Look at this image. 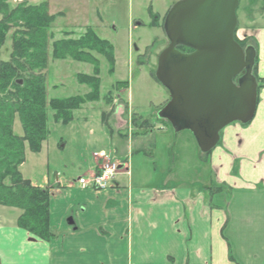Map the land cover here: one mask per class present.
<instances>
[{"label":"crops","instance_id":"crops-1","mask_svg":"<svg viewBox=\"0 0 264 264\" xmlns=\"http://www.w3.org/2000/svg\"><path fill=\"white\" fill-rule=\"evenodd\" d=\"M249 2L239 32L257 44L254 118L226 126L205 161L193 133L182 143L165 121L138 116L147 122L109 128L93 145L128 170L104 190L43 178L55 234L48 241L17 225L18 208L1 207L0 264H264V8ZM93 153L79 177L95 173Z\"/></svg>","mask_w":264,"mask_h":264},{"label":"rangeland","instance_id":"rangeland-1","mask_svg":"<svg viewBox=\"0 0 264 264\" xmlns=\"http://www.w3.org/2000/svg\"><path fill=\"white\" fill-rule=\"evenodd\" d=\"M179 1L181 0H28L31 4L47 2L50 14L59 13L50 29L54 35L50 43L62 38H79L88 28H92L98 36L114 46L115 64L114 70L110 72L107 60L95 54L100 61L102 97L99 101L87 102L76 110L71 123H56L53 112L49 111L50 134L43 143L42 150L37 154L33 153L26 144L25 166L21 168L24 178H30L34 184L39 185L44 184L46 181L43 178L49 176L52 184L59 179L63 186H73L75 180L91 165L90 155L94 151L107 149L104 145H93V140L100 134L105 133L110 137L109 128L116 130L121 127L123 130L129 127L131 121V126H134V114L153 123L158 121V110L170 99V92L153 75L157 70L160 54L169 45L163 18ZM11 2L16 5L20 3L14 0ZM248 2L249 0H241L237 11L239 39L249 37H243L239 32L242 20L244 22V8L246 4H250ZM10 52L11 41L8 39L0 49V59L8 60ZM49 52L47 69L44 71L48 98H64L89 92V88L77 80V75L92 74L93 66L71 58L53 59L51 46ZM124 81H128L129 86L117 85V82ZM113 111L119 116L112 118ZM143 122H137L136 118V125ZM166 123L174 128L172 121L168 120ZM13 129L16 134L23 135L19 117L15 119ZM181 134L182 143H186L183 135H192L188 129L182 130ZM139 139L142 137L139 136ZM162 163L163 159L159 161V165ZM201 165L203 164L200 162V167ZM204 181H208L206 171L201 172L200 186L204 185Z\"/></svg>","mask_w":264,"mask_h":264},{"label":"trees","instance_id":"trees-1","mask_svg":"<svg viewBox=\"0 0 264 264\" xmlns=\"http://www.w3.org/2000/svg\"><path fill=\"white\" fill-rule=\"evenodd\" d=\"M11 1L0 0V49L8 39L11 41L9 59H0V205L20 209L22 213L17 225L34 237L48 241L55 236L50 225V194L47 188L32 183L21 173L26 144L33 153L42 150L50 134L49 111L53 112L56 123L68 125L74 120L76 110L87 102L101 99L100 61L95 54L107 60L112 72L115 51L114 46L98 36L92 28H88L79 38H62L50 43L54 38L50 29L59 13L50 14L47 2L31 4L28 0H22L16 5ZM261 1L264 8V0ZM238 28L236 41L243 49L249 48L254 54L252 75L258 82L259 93L262 79L257 76V44L253 37L239 39ZM50 46L53 59L71 58L93 66L92 74L77 75V80L86 85L89 92L48 98L44 71L48 65ZM179 49L192 51L186 46ZM153 76L158 81L155 73ZM239 77L235 79L236 82ZM117 85L127 87L129 82H117ZM17 117L21 121L23 135L14 132ZM208 155L200 154L203 161Z\"/></svg>","mask_w":264,"mask_h":264},{"label":"water","instance_id":"water-1","mask_svg":"<svg viewBox=\"0 0 264 264\" xmlns=\"http://www.w3.org/2000/svg\"><path fill=\"white\" fill-rule=\"evenodd\" d=\"M239 4L240 0H181L164 22L170 44L158 58L156 77L170 91L171 100L159 116L172 121L177 132L192 131L202 153L216 147L226 126L249 123L258 104L254 54L235 39ZM178 46L193 51L183 53Z\"/></svg>","mask_w":264,"mask_h":264},{"label":"built area","instance_id":"built-area-1","mask_svg":"<svg viewBox=\"0 0 264 264\" xmlns=\"http://www.w3.org/2000/svg\"><path fill=\"white\" fill-rule=\"evenodd\" d=\"M95 155L102 159L98 172L91 179L81 178L80 183L82 185L91 184L96 189H105L119 171L120 164L112 161L110 156L104 151L95 153Z\"/></svg>","mask_w":264,"mask_h":264},{"label":"flooded vegetation","instance_id":"flooded-vegetation-1","mask_svg":"<svg viewBox=\"0 0 264 264\" xmlns=\"http://www.w3.org/2000/svg\"><path fill=\"white\" fill-rule=\"evenodd\" d=\"M185 53V52H184Z\"/></svg>","mask_w":264,"mask_h":264}]
</instances>
